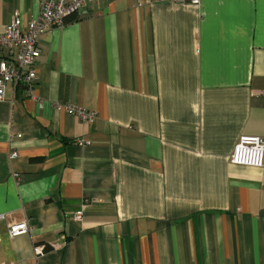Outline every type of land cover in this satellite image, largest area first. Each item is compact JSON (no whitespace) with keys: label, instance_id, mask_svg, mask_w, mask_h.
I'll return each mask as SVG.
<instances>
[{"label":"crops","instance_id":"1","mask_svg":"<svg viewBox=\"0 0 264 264\" xmlns=\"http://www.w3.org/2000/svg\"><path fill=\"white\" fill-rule=\"evenodd\" d=\"M39 8L0 0V34ZM39 45L0 101V264H264V167L229 162L264 138V0H97Z\"/></svg>","mask_w":264,"mask_h":264},{"label":"built area","instance_id":"2","mask_svg":"<svg viewBox=\"0 0 264 264\" xmlns=\"http://www.w3.org/2000/svg\"><path fill=\"white\" fill-rule=\"evenodd\" d=\"M97 0H39L40 8L37 18L24 23L18 12L12 16L10 23L0 34V101L4 97L6 88L23 86L25 94L33 97V87L37 82L38 58L40 56V36L45 32L63 28L67 19L81 11L86 3ZM173 3L199 4L200 0H159ZM69 115L78 117L80 120L90 123L96 117V112L87 111L71 105L61 106ZM76 146L90 144L85 139H76ZM17 154L11 153L14 157ZM231 165L262 169L264 167V138L258 136H239L229 158ZM82 210L73 215L75 222L82 219ZM5 219L0 214V222ZM30 232L28 220L11 224L7 234L15 238ZM66 238L59 236L57 243L51 244L53 249L62 248L66 244ZM46 246H36L34 254L41 256Z\"/></svg>","mask_w":264,"mask_h":264},{"label":"trees","instance_id":"3","mask_svg":"<svg viewBox=\"0 0 264 264\" xmlns=\"http://www.w3.org/2000/svg\"><path fill=\"white\" fill-rule=\"evenodd\" d=\"M75 15V14H74ZM72 20V16H70L66 21L69 22Z\"/></svg>","mask_w":264,"mask_h":264}]
</instances>
